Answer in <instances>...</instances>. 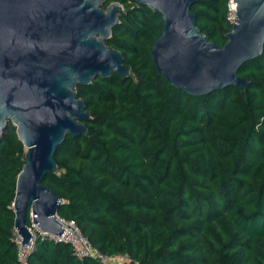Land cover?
<instances>
[{"label":"trees","instance_id":"obj_1","mask_svg":"<svg viewBox=\"0 0 264 264\" xmlns=\"http://www.w3.org/2000/svg\"><path fill=\"white\" fill-rule=\"evenodd\" d=\"M115 1L131 2L105 0L104 8ZM227 8L228 0L190 8L199 33L219 47L231 30ZM120 17L107 44L142 63L136 79L112 73L76 87L90 110L86 134L66 136L58 172L42 182L63 200L58 217L128 264H264V49L237 72L245 89L190 96L150 60L161 15L138 5ZM10 123L0 142V264H16L11 204L24 164ZM29 264L97 263L38 239Z\"/></svg>","mask_w":264,"mask_h":264},{"label":"water","instance_id":"obj_2","mask_svg":"<svg viewBox=\"0 0 264 264\" xmlns=\"http://www.w3.org/2000/svg\"><path fill=\"white\" fill-rule=\"evenodd\" d=\"M196 0H131L162 18L150 49L156 74L190 96H205L227 86L239 90L237 75L264 49V0H233L235 20L219 47L201 35L190 8ZM105 0H0V139L9 122L25 148L16 178L13 230L24 248L32 224L63 239L57 210L63 200L42 182L57 172L55 154L66 136L86 134L90 119L77 86L117 73L129 77L122 54L106 46L120 22L121 5Z\"/></svg>","mask_w":264,"mask_h":264},{"label":"built area","instance_id":"obj_3","mask_svg":"<svg viewBox=\"0 0 264 264\" xmlns=\"http://www.w3.org/2000/svg\"><path fill=\"white\" fill-rule=\"evenodd\" d=\"M226 20L229 24L235 20V7L233 0H228V8L226 13ZM13 208V203L11 204ZM32 216L29 215L30 226L29 233L33 238L32 243L24 248L23 239L14 230L13 243L16 247V264H29L30 255L36 249L38 239H49L53 243L67 244L71 247L74 256L79 260L84 258H91L97 264H128L129 259L126 256H111L101 252L94 247L90 241L80 232L78 226L73 221H63V231L65 235L63 239H59L51 234H45L39 231L35 225L32 224Z\"/></svg>","mask_w":264,"mask_h":264},{"label":"rangeland","instance_id":"obj_4","mask_svg":"<svg viewBox=\"0 0 264 264\" xmlns=\"http://www.w3.org/2000/svg\"><path fill=\"white\" fill-rule=\"evenodd\" d=\"M115 2H117V3H119L120 5H121V12L119 13L120 14V16L121 15H124V14H129V12L130 11H132V10H134V8L136 9V8H138V5H136V4H134V5H132L133 3H131L130 1H128V2H125V3H121L120 1H115ZM112 3H114V2H112ZM121 18V17H120ZM111 37H112V33L110 34V36H109V38L107 39V41H105V44H106V46L108 47V48H110V49H114V50H117L116 48H113V47H109L108 46V42H109V40H111ZM117 51H119V50H117ZM120 52V51H119ZM121 53V52H120ZM122 56H124V60H125V64L126 65H128L129 67H130V74H129V76H130V78H133V79H136V74L134 73V72H132V70H133V68L134 67H138L141 63H139V61L138 60H134V59H132V58H130L129 56H127V55H122ZM142 70V68H139L138 69V71L140 72ZM142 73V72H141ZM100 107H95V108H93L92 107V109L93 110H95L96 111V113H102L103 111L102 110H100L99 109ZM87 113H90V110L89 111H86ZM10 124H12V123H10ZM13 125V124H12ZM4 133H5V131H4ZM4 133H3V136H4ZM14 134H15V136L17 137V134H16V131L14 130ZM3 136L1 137V139H0V142H1V140L3 139ZM23 152H25V148L23 147ZM58 172V171H57ZM56 172V173H57Z\"/></svg>","mask_w":264,"mask_h":264}]
</instances>
